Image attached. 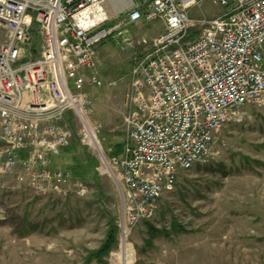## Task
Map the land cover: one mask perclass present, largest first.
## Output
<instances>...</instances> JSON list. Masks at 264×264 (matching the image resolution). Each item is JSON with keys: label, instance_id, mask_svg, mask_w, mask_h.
<instances>
[{"label": "built area", "instance_id": "1", "mask_svg": "<svg viewBox=\"0 0 264 264\" xmlns=\"http://www.w3.org/2000/svg\"><path fill=\"white\" fill-rule=\"evenodd\" d=\"M207 1L221 13L193 17ZM143 21L165 31L134 63L123 153L110 160L84 88L102 85L97 47L146 43L134 36ZM0 36V173L40 195H87L80 178L54 167L75 122L81 142L102 166L114 164L122 184L114 257L155 216L180 171L217 159L216 133L241 121L245 105L264 106V0H0Z\"/></svg>", "mask_w": 264, "mask_h": 264}, {"label": "rangeland", "instance_id": "2", "mask_svg": "<svg viewBox=\"0 0 264 264\" xmlns=\"http://www.w3.org/2000/svg\"><path fill=\"white\" fill-rule=\"evenodd\" d=\"M221 11L207 1L191 14L208 19ZM134 30L135 39L144 36L147 42L130 49L112 39L101 43L94 60L102 85L84 88L102 123L98 137L110 160L121 156L113 154L117 145L124 148L125 94L134 63L165 26L143 21ZM192 33L190 39L199 34ZM241 112V121L231 120L216 133L217 159L180 171L155 216L133 229L123 259L122 252L113 254L120 250L122 210L117 170L113 163L101 165L72 121V144L54 167L70 170L88 185V194L40 195L0 173V264H264V106L245 105ZM113 224L117 244L99 260L96 253ZM177 224L183 230L173 231Z\"/></svg>", "mask_w": 264, "mask_h": 264}, {"label": "trees", "instance_id": "3", "mask_svg": "<svg viewBox=\"0 0 264 264\" xmlns=\"http://www.w3.org/2000/svg\"><path fill=\"white\" fill-rule=\"evenodd\" d=\"M122 145L123 144H121V146L117 145V149L118 150L113 153L114 155H121L123 153V147H122ZM69 148L70 147H68L66 149V151H68ZM72 168L74 169V172L76 174H78V175L81 174V172L78 171L77 168H75V167H72ZM181 230H183V228H182L181 225H179V224L174 225L173 231L179 232ZM117 233H118V230H117V228L113 224L107 240L104 242V244L102 245V247L100 248V250H98L97 253H96V257L99 260H102V258H103V256L105 254H109L110 253V250L117 244ZM152 235H154V234H152Z\"/></svg>", "mask_w": 264, "mask_h": 264}, {"label": "bare ground", "instance_id": "4", "mask_svg": "<svg viewBox=\"0 0 264 264\" xmlns=\"http://www.w3.org/2000/svg\"><path fill=\"white\" fill-rule=\"evenodd\" d=\"M122 247H123V251H122L121 257L123 259V257H125L128 254L127 241L124 240Z\"/></svg>", "mask_w": 264, "mask_h": 264}]
</instances>
